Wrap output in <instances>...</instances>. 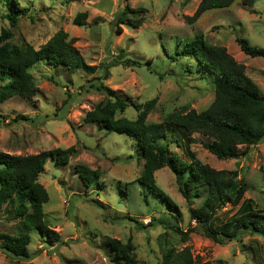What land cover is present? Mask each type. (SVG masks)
<instances>
[{"label":"rangeland","instance_id":"374dc122","mask_svg":"<svg viewBox=\"0 0 264 264\" xmlns=\"http://www.w3.org/2000/svg\"><path fill=\"white\" fill-rule=\"evenodd\" d=\"M16 1L24 13L11 26L4 16L5 0H0V31L11 32L8 42L24 39L37 47L62 28L67 38H74L84 61L95 68L70 72L36 62L28 67L37 87L31 98L12 95L0 101V150L23 154L55 146L75 147L67 163L59 165L48 158L37 174L47 192L41 208L47 224L58 232V241L51 242L31 229L26 245L29 256L11 257L0 249V264H125L113 254L107 236L128 242L137 264H161L165 252L175 253L185 245L193 264H264L263 234L244 231L237 240L219 243L203 232L204 227L228 223L237 213V205L225 203L207 224L195 223L187 209L198 206L204 193L182 197L173 173L164 165L153 176L154 183L176 204L170 216L165 202L136 181L142 159L132 138L82 120L84 111L94 103L112 99L96 88L99 81L139 103L155 97L145 116L147 122L159 121L174 111L204 109L213 98L212 75L199 73L192 58L177 53L195 32L224 46L241 62L264 100V56L246 55L234 40L238 34L250 44L264 47V0H232L227 6L203 10L192 21L184 15L192 14L198 0ZM77 11L86 12L82 24L71 21ZM125 57L140 63L113 64L106 74L96 67ZM3 82L0 80V87ZM135 113L128 105L116 115L133 118ZM190 137L193 139L180 128H168L165 141L159 143L165 142L167 152L180 158H190L191 153L212 167L233 171L247 185L243 198L251 200L253 209L264 211V135L245 149L238 145V151L244 152L227 158H217L203 146L211 137L197 131ZM76 163L97 169L96 181L84 185L74 169ZM13 203L0 204V232H18ZM172 226L181 231L193 229L183 239Z\"/></svg>","mask_w":264,"mask_h":264},{"label":"trees","instance_id":"16d2710c","mask_svg":"<svg viewBox=\"0 0 264 264\" xmlns=\"http://www.w3.org/2000/svg\"><path fill=\"white\" fill-rule=\"evenodd\" d=\"M230 2L232 0H198L192 14L184 15V18L192 21L203 10L227 6ZM5 4L7 9L4 16L9 25L14 26L17 16L24 13V8L16 0H5ZM128 8L126 5L125 9ZM85 16V11H77L71 21L74 24H82ZM136 23L138 20L133 22L134 25ZM10 34L11 32L4 28L0 31V80H4L0 87V101L12 95L24 99L31 98L37 87L28 67L36 62L43 61L47 65L60 66L70 72L80 68L85 72H92L95 68L94 64L84 61L73 43L74 38H67V33L62 28L56 29L37 47H33L24 39L10 43L6 40ZM234 40L246 55L264 56V47L250 44L245 37L238 34H234ZM177 53L192 58L199 73L208 72L212 75L213 98L204 109L174 111L159 121L147 122L145 116L152 108L155 97L139 103L99 81L96 88L112 99L106 98L94 103L84 111L82 120L95 122L99 128L107 131L124 132L132 138L142 159L136 181L146 188V192L158 195L165 202L163 204L168 208L167 213L170 216L175 213L176 204L154 183L153 176L154 170L164 165L173 173L177 190L182 197L190 199L204 193L198 206L187 209L189 217L195 223L207 224L215 210L225 203L237 205V213L228 223L204 227V234L212 240L219 243L230 239L237 240L239 234L244 231L264 235V211L253 209L251 200L243 198L247 185L241 177H234L233 171L203 163L191 153L190 158H180L167 152L165 142L164 145L159 143L160 140L165 141L168 128L173 131L180 128L189 140L193 139L190 134L194 131L211 137L203 146L217 158L241 154L244 150L238 151V145L245 149L264 135V100L260 97L256 84L244 73V65L236 61L224 46L206 41L200 32H195L184 40ZM117 63L139 65L140 62L125 57L104 64L103 67H96L102 68L106 74L107 68ZM128 105L136 111L133 118L116 115V112L122 111ZM16 116L22 115L17 113ZM74 151L72 144L23 154L0 150V204L13 200L12 215L19 218L16 234L0 232V249L6 255L17 258L29 256L26 245L31 229L51 242L58 241V232L47 224L41 208L42 203L47 200V192L37 180V174L42 171L48 158L62 165L67 163ZM74 169L84 185L95 182L99 175L97 169L80 163L74 164ZM172 227L183 239L188 230L193 229L188 227L187 231H181L177 226ZM106 240L113 254L120 257L125 264H137L128 242L110 236H107ZM161 264H193L188 246L185 245L175 253L165 252Z\"/></svg>","mask_w":264,"mask_h":264},{"label":"crops","instance_id":"0c3cea01","mask_svg":"<svg viewBox=\"0 0 264 264\" xmlns=\"http://www.w3.org/2000/svg\"><path fill=\"white\" fill-rule=\"evenodd\" d=\"M182 158H184V157H182Z\"/></svg>","mask_w":264,"mask_h":264},{"label":"built area","instance_id":"2783aa9c","mask_svg":"<svg viewBox=\"0 0 264 264\" xmlns=\"http://www.w3.org/2000/svg\"><path fill=\"white\" fill-rule=\"evenodd\" d=\"M145 220V219H144Z\"/></svg>","mask_w":264,"mask_h":264}]
</instances>
